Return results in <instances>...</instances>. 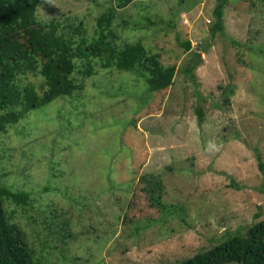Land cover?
Segmentation results:
<instances>
[{"label":"rangeland","instance_id":"374dc122","mask_svg":"<svg viewBox=\"0 0 264 264\" xmlns=\"http://www.w3.org/2000/svg\"><path fill=\"white\" fill-rule=\"evenodd\" d=\"M216 5L151 0L117 11L119 46L141 41L176 66L167 91L152 93L97 59L85 75L77 60L80 93L29 110L0 133V185L31 198L23 209L5 199L4 212L38 264H178L264 221V0H229L224 34L211 37ZM112 7L116 0H45L37 17L83 23L92 41ZM41 83L19 79L38 93ZM148 175L171 211L144 191Z\"/></svg>","mask_w":264,"mask_h":264},{"label":"trees","instance_id":"16d2710c","mask_svg":"<svg viewBox=\"0 0 264 264\" xmlns=\"http://www.w3.org/2000/svg\"><path fill=\"white\" fill-rule=\"evenodd\" d=\"M149 1L116 0L117 8H110L98 18L96 39L88 41L82 36L83 23L75 26L68 19L66 24L39 20L37 10L45 0H0V133H5L9 125L17 124L29 110L43 108L56 99H73L76 93H80L83 87L73 77L77 60L84 62L85 75L94 74L91 61L97 59L103 69L114 68L135 75L137 80L143 79L152 93L159 94L172 87L176 66H164L159 54L152 53L141 41H125L122 46L117 44L120 37L113 22L117 11L135 2ZM186 1L178 0L179 7ZM228 3L229 0H217L214 22L209 30L211 37L224 34V8ZM144 18L150 25H155L149 18ZM74 35L80 36L79 39L76 40ZM182 45L186 52L192 50L189 41ZM194 54L198 56L199 64L200 55L196 51ZM198 64L187 68L190 78ZM30 74L41 76V93L32 85L19 84L21 76ZM229 92L233 94V89ZM195 110L198 125L202 126L204 111L200 107ZM257 161L264 176V164L258 152ZM142 181L146 183L144 191L153 205L171 211L172 207L161 202V182L153 175L143 176ZM5 199L23 209L31 198L24 192L0 185V264H38L24 230L8 221L4 212ZM12 212L13 215L16 213ZM178 264H264V221L249 227L244 235L229 234L227 241Z\"/></svg>","mask_w":264,"mask_h":264}]
</instances>
